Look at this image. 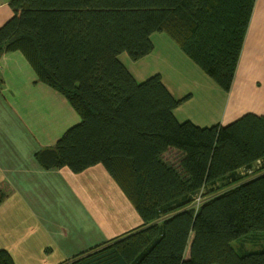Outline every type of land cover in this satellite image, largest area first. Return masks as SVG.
Returning a JSON list of instances; mask_svg holds the SVG:
<instances>
[{"label":"trees","instance_id":"obj_1","mask_svg":"<svg viewBox=\"0 0 264 264\" xmlns=\"http://www.w3.org/2000/svg\"><path fill=\"white\" fill-rule=\"evenodd\" d=\"M256 0H11L0 57L21 51L41 82L64 94L82 121L47 168L102 164L145 226L62 264H264L232 241L264 231V116L223 126L180 122L161 74L139 82L122 62L154 50L165 32L217 85L232 88ZM247 174L242 175L240 170ZM207 199L192 209L195 195ZM0 264H15L0 250Z\"/></svg>","mask_w":264,"mask_h":264},{"label":"crops","instance_id":"obj_2","mask_svg":"<svg viewBox=\"0 0 264 264\" xmlns=\"http://www.w3.org/2000/svg\"><path fill=\"white\" fill-rule=\"evenodd\" d=\"M10 1L0 0V27L13 16ZM153 38L154 34L152 53L138 61L122 59L123 55L121 60L137 81L161 74L176 98L191 95L175 110L180 122L226 126L248 113L264 116V0H256L229 92L222 93L198 65L189 63L191 78L181 80L177 96L172 79L152 65L157 50ZM206 85L217 95L204 106L214 111L212 116L206 119L209 111L199 116L182 111L195 99L190 91L205 90ZM81 121L64 94L38 79L21 51L1 55L0 250L7 251L15 264H62L145 226L102 164L75 173L68 167H44L38 160L39 152L55 148Z\"/></svg>","mask_w":264,"mask_h":264},{"label":"rangeland","instance_id":"obj_3","mask_svg":"<svg viewBox=\"0 0 264 264\" xmlns=\"http://www.w3.org/2000/svg\"><path fill=\"white\" fill-rule=\"evenodd\" d=\"M153 39L157 44V50L153 55L154 58L151 59L152 65L153 67L157 66L159 70H162V72L166 74L167 77L172 79V82H174L173 88L175 90V94L179 96L180 91L178 90L180 89V87H183V83L181 82V80H184L185 78L188 80L189 78H191L190 74L188 75V73L191 72L189 63L193 64L194 62H192L191 59L185 56L179 45L165 32L155 33ZM122 55V59L127 58L129 61H132L127 53H124ZM183 56L186 58L184 59ZM193 65H195V63ZM175 72L177 73L175 74ZM179 74L181 76L183 75L184 77L180 78L181 76H179ZM149 76L151 75H147L146 78H148ZM209 79L216 88L222 91V93L225 92L217 85V83L212 78L209 77ZM197 81H200L199 77H197ZM190 92H193L195 94V99L189 104H184L181 109L185 113L195 114L196 116L204 113L206 111V108H208L204 107L206 100L213 101L217 97V95H215V92L207 87V85L205 87V90H201L199 88V90L192 89V91ZM207 111L209 110L207 109ZM210 111L206 114V119L210 118L212 116V112H214L213 110L211 112ZM181 116L183 118L184 114H181ZM244 173L247 174V171H244ZM206 199V192L201 191L200 193L195 195L191 208L198 209L199 205L202 204ZM231 245L240 255L254 252H264V231H252L232 241Z\"/></svg>","mask_w":264,"mask_h":264}]
</instances>
